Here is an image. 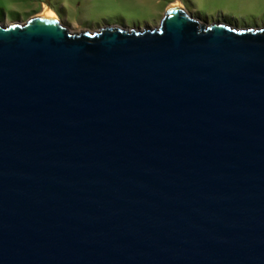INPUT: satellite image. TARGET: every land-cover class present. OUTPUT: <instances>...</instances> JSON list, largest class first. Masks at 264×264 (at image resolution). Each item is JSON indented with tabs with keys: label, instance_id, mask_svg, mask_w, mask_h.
Returning a JSON list of instances; mask_svg holds the SVG:
<instances>
[{
	"label": "water",
	"instance_id": "obj_1",
	"mask_svg": "<svg viewBox=\"0 0 264 264\" xmlns=\"http://www.w3.org/2000/svg\"><path fill=\"white\" fill-rule=\"evenodd\" d=\"M0 264H264V28L0 24Z\"/></svg>",
	"mask_w": 264,
	"mask_h": 264
},
{
	"label": "rangeland",
	"instance_id": "obj_2",
	"mask_svg": "<svg viewBox=\"0 0 264 264\" xmlns=\"http://www.w3.org/2000/svg\"><path fill=\"white\" fill-rule=\"evenodd\" d=\"M170 2L181 3L185 11L204 22L264 28V0H0V23H26L51 10L76 32H96L106 26L155 28Z\"/></svg>",
	"mask_w": 264,
	"mask_h": 264
},
{
	"label": "bare ground",
	"instance_id": "obj_3",
	"mask_svg": "<svg viewBox=\"0 0 264 264\" xmlns=\"http://www.w3.org/2000/svg\"><path fill=\"white\" fill-rule=\"evenodd\" d=\"M179 6H181L180 4H175L173 7H179ZM47 10V9H46ZM35 17H43V18H47V19H58V17L56 16V14L54 13V12H52L51 10H48V11H44L43 13H41V14H39V15H37V16H35ZM35 17H33V18H35ZM33 18H31V19H33ZM30 19V20H31ZM59 20V19H58ZM29 21V20H28ZM27 21V22H28ZM26 22V23H27ZM214 23V22H213ZM1 24V23H0ZM14 24H24V23H21V22H19V23H13V22H10L9 20L7 21V22H5V23H3V25H5V26H10V25H14ZM160 26V25H159ZM159 26H157V27H159ZM101 28H103V27H101ZM240 29V28H239Z\"/></svg>",
	"mask_w": 264,
	"mask_h": 264
},
{
	"label": "crops",
	"instance_id": "obj_4",
	"mask_svg": "<svg viewBox=\"0 0 264 264\" xmlns=\"http://www.w3.org/2000/svg\"><path fill=\"white\" fill-rule=\"evenodd\" d=\"M175 4H180L181 5V3H179V2H170L169 4H168V8L169 7H173ZM179 7H181V6H179ZM56 14V13H55ZM56 16L58 17V15L56 14ZM58 19H59V17H58Z\"/></svg>",
	"mask_w": 264,
	"mask_h": 264
}]
</instances>
